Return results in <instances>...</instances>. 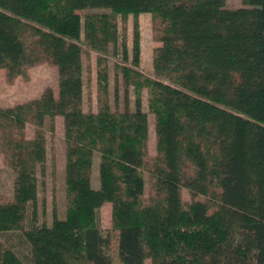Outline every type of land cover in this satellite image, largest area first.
Wrapping results in <instances>:
<instances>
[{"label":"trees","instance_id":"trees-1","mask_svg":"<svg viewBox=\"0 0 264 264\" xmlns=\"http://www.w3.org/2000/svg\"><path fill=\"white\" fill-rule=\"evenodd\" d=\"M244 2L0 0V68L8 81L28 79L44 63L59 75L58 94L47 86L39 98L0 107V153L15 175L13 196L0 191V264H264V0ZM141 13L151 14L161 43L153 76L141 70ZM84 48L97 53V112L84 109L85 72L88 83L92 73ZM109 55L119 59L115 107ZM57 116L64 118L66 214L55 207L46 225L40 189ZM106 203L112 227L104 232ZM11 232L28 244L27 258L4 240Z\"/></svg>","mask_w":264,"mask_h":264},{"label":"rangeland","instance_id":"rangeland-1","mask_svg":"<svg viewBox=\"0 0 264 264\" xmlns=\"http://www.w3.org/2000/svg\"><path fill=\"white\" fill-rule=\"evenodd\" d=\"M227 5L229 8H240L245 7L246 4L244 0H227ZM84 13V11H81ZM145 24V22H144ZM150 28L149 30V44L152 43L153 31L152 29V19L150 18L149 24H147ZM121 26L124 24L121 22ZM127 32H128V40L130 41V47L133 44V20L132 15L130 16V20L127 23ZM124 26V27H125ZM141 26V22H140ZM147 29V28H146ZM152 34V38H151ZM142 38V34H141ZM144 56L146 55V48L144 50ZM87 49L84 48L83 52V62L85 67L91 64L92 73H91V82L88 83V73L85 72V96H84V109L88 111L90 108L97 110L98 109V83H97V53L90 52V56L86 54ZM109 61V72H110V99L112 106L115 107V64L119 62L117 57L108 56ZM45 64V63H44ZM49 64V63H46ZM41 65V64H40ZM39 65V66H40ZM43 65V64H42ZM38 66V65H37ZM41 68L37 71L38 74H43L40 72ZM40 72V73H39ZM51 72V71H50ZM59 75L56 69V94H58L59 90ZM122 75L120 77V106L123 108V79ZM26 79V78H24ZM29 79V78H28ZM26 79V80H28ZM132 100L135 98L134 95V88L131 90ZM148 93L147 90L143 93V106L144 109L149 111V104H148ZM58 117V118H57ZM56 117V133L51 135L48 133V157H49V172L46 177V185L40 189V224L51 225L53 222V210L57 207L59 217H64L66 214V192H65V177L62 171L59 169V154L60 151L65 149V140H64V118L62 116ZM50 121L51 119L48 118L46 121V128L49 130L50 128ZM155 116L152 113H149V125H150V139H149V153L151 156L157 155V135L155 132ZM55 161H54V160ZM55 162L56 171L55 175H53L52 166ZM14 181L15 175L14 173L5 165H3L2 161L0 160V191L6 194L7 196L11 197L14 194ZM96 187V184H95ZM150 184L147 175V184H146V196L150 194ZM183 198L186 202H190L192 200L191 194L189 190L183 189ZM200 200H203L204 197H198ZM112 227V204L106 203L102 208V228L104 232L109 230ZM4 240L11 246H13L19 253H21L24 257H28L29 254V247L28 244L25 242L23 237L17 232H11L7 234H3ZM148 264H151V261H147ZM115 264H120L116 262Z\"/></svg>","mask_w":264,"mask_h":264},{"label":"crops","instance_id":"crops-1","mask_svg":"<svg viewBox=\"0 0 264 264\" xmlns=\"http://www.w3.org/2000/svg\"><path fill=\"white\" fill-rule=\"evenodd\" d=\"M151 18L150 13H141L139 15V19L141 22V34H142V63L141 70L149 75H154V49L161 45V43L156 42L155 40L149 44V24ZM145 22V24H144ZM147 28V29H146ZM152 33V29H151ZM152 38V34H151ZM130 45V41H129ZM146 48V55L144 56V50ZM94 52V51H92ZM93 67V65H92ZM41 68L40 72L43 74H38V70ZM56 69L58 72V68L51 64H41L40 66L32 67L29 70V79H24L23 76H18L13 82H9L7 78L6 69L0 68V107H10L19 103L26 102L28 100L39 98L43 94L45 88L47 86H51L54 89L56 94ZM51 71V72H50ZM39 72V73H40ZM98 110V109H97ZM97 110L93 109L94 112ZM58 118V117H57ZM26 133L29 138H33L34 136V127L32 125H27ZM64 148V147H63ZM60 151L59 154V163H60V171L64 174L65 177V166H66V144L65 149ZM0 160L3 165L6 166L4 162V156L0 153ZM99 164L100 157L96 155L94 158L93 164V177H92V185L94 188L98 189L100 187V178H99ZM7 167V166H6ZM96 184V187H95Z\"/></svg>","mask_w":264,"mask_h":264}]
</instances>
